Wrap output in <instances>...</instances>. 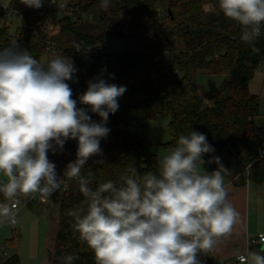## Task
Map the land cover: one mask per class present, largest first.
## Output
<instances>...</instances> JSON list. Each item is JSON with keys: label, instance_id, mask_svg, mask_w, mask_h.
Returning a JSON list of instances; mask_svg holds the SVG:
<instances>
[{"label": "clouds", "instance_id": "clouds-1", "mask_svg": "<svg viewBox=\"0 0 264 264\" xmlns=\"http://www.w3.org/2000/svg\"><path fill=\"white\" fill-rule=\"evenodd\" d=\"M110 2L101 0L100 7L107 10ZM20 3L40 9L45 0ZM218 9L240 26V40L258 54L255 42L264 29V0H218ZM74 49L81 51V43ZM77 71L67 56L41 62L16 43L0 48V223L16 224L21 197L45 201L66 180L75 181L84 200L65 214L94 254L95 264H200L198 253L212 251L219 238L231 233L239 215L228 200L227 169L220 158L203 159L214 148L205 134L191 130L158 160L157 171L141 175L130 166L119 182L90 187L93 173L82 175V169L90 158L103 156L100 141L110 132L109 115L118 110L126 86L108 83L102 70L73 99L67 81L77 82ZM69 140L78 146L75 160L62 173L65 180L48 153L62 152ZM207 163L217 168L209 173ZM77 259L71 254L63 258L64 264ZM239 259L242 264H264L260 252Z\"/></svg>", "mask_w": 264, "mask_h": 264}, {"label": "trees", "instance_id": "trees-1", "mask_svg": "<svg viewBox=\"0 0 264 264\" xmlns=\"http://www.w3.org/2000/svg\"><path fill=\"white\" fill-rule=\"evenodd\" d=\"M100 2L74 0L67 6L72 14H92L95 22L108 29L97 34L82 31L78 20L69 13L61 16L59 8H51L47 0L40 9L12 0L9 9L24 22L12 33L7 11L0 5V48L16 43L40 61L49 46L40 40L37 27L46 23L75 39V44L55 51L71 58L78 69L77 82L67 81L73 99H78L86 91L87 82L99 77L102 70L108 83L126 86V92L118 98V110L109 115L106 126L110 132L100 141L103 156L90 158L82 169V175L93 173L90 187L107 180L119 182L130 166L141 175L157 171L159 158L151 152L149 122L159 114L172 117L167 147L172 149L180 135L195 130L205 134L214 148L203 159L225 153L229 168L236 164L243 178L264 181L263 162L247 172V165L264 148V124L259 121L263 103L249 90L256 69L264 63V29L255 42L260 51L253 54L251 46L240 40V26L219 11L218 0H111L107 10L100 7ZM113 37L126 49H115ZM77 43H81V51L74 49ZM197 72L223 74L225 80L219 91L203 97L193 79ZM78 107L87 106L78 103ZM89 115L99 122L98 115ZM77 146L75 140L65 143L66 165L75 160ZM48 157L51 161L53 153ZM100 159L105 163H96ZM61 179L66 180L63 176ZM65 183L51 261L64 264L63 258L71 254L78 257L73 264H95L94 254L79 240L71 227L72 219L65 214L82 206L84 197L75 181ZM20 201L28 199L21 197ZM197 259L200 264L216 263L212 254ZM2 264H21V259L15 254Z\"/></svg>", "mask_w": 264, "mask_h": 264}, {"label": "rangeland", "instance_id": "rangeland-1", "mask_svg": "<svg viewBox=\"0 0 264 264\" xmlns=\"http://www.w3.org/2000/svg\"><path fill=\"white\" fill-rule=\"evenodd\" d=\"M12 0H0V5L7 11L6 21L10 26L11 32L15 33L18 28L24 26L22 17L15 11L10 10ZM74 0H55L56 8H59L61 16L69 13L68 4ZM63 5V6H62ZM210 10V7H207ZM72 15L73 20H78L80 29L84 32L97 34L108 30L104 25L95 22L92 14L86 12H76ZM37 32L40 40L46 46H49L47 51H44L40 57L41 62H47L58 54L55 52L60 48L75 44V39L67 33L61 32L58 26L50 23L43 24L37 27ZM113 45L117 50H125L126 45L114 38ZM132 43V42H127ZM169 61L165 60V65ZM194 81L199 86L201 95L207 97L211 93L219 91L225 76L210 74L207 72H197L193 75ZM206 104L209 102L206 101ZM172 117L168 114H159L149 122V140L151 143V152L159 159L168 154L171 148L165 143L170 140L169 123ZM259 121L264 124V111ZM67 154L64 151L53 154L52 162L56 164V171L61 175L66 167ZM62 184L61 188L48 198L46 203H42L39 198L30 199V201H21V209L17 215V224L0 223V264L10 259L13 255L18 254L21 259V264H53L50 253L55 249V240L57 235L58 225L60 224V200L64 193ZM255 186V185H253ZM29 200V199H28ZM46 201V200H45ZM43 201V202H45ZM262 201L259 202L256 209V217L260 222L264 218ZM255 208L251 207L252 216L255 215ZM262 225V224H260ZM254 237V236H253ZM236 249H242L239 244ZM264 249V245L256 247L252 252ZM264 254V252H261ZM197 258H199L197 256ZM214 264H239L234 258L218 257Z\"/></svg>", "mask_w": 264, "mask_h": 264}, {"label": "crops", "instance_id": "crops-1", "mask_svg": "<svg viewBox=\"0 0 264 264\" xmlns=\"http://www.w3.org/2000/svg\"><path fill=\"white\" fill-rule=\"evenodd\" d=\"M249 90L252 94L260 97L263 103L262 109L264 111V63H261L256 69L254 77L250 82ZM214 156L219 157L220 162L227 169L224 176L225 187L229 193L228 200L239 215L237 222L234 224L228 236L219 238L212 251L208 253H198L197 256L201 258L212 254L216 261L218 257L220 259L222 257L234 258L237 263L242 264V262H239L237 259L239 255L249 251L252 252L256 247L264 245V242L260 241H258L256 245H250L251 240L258 239L260 234H264V218L260 222L258 219H254V221L251 219L252 217H256V209L260 201H262V210L264 213V181H260L259 178H243V173H240L239 166L236 164H233L232 167L229 168V158L225 153H217ZM216 168V163H207L204 165L205 171L209 173ZM241 180L242 183L240 182ZM47 200L42 203H46ZM29 201L30 199L28 202ZM251 207L255 208L254 216L251 214ZM239 244L242 246V249H236Z\"/></svg>", "mask_w": 264, "mask_h": 264}, {"label": "built area", "instance_id": "built-area-1", "mask_svg": "<svg viewBox=\"0 0 264 264\" xmlns=\"http://www.w3.org/2000/svg\"><path fill=\"white\" fill-rule=\"evenodd\" d=\"M62 6H63V5H62ZM50 7H51V8H56V6H55V2H54V4H50ZM258 162H263V163H264V148H263V149L258 153V155H256V156L250 161V163L247 165V172H248V170H249L250 167H252L253 165H255V164L258 163ZM65 184H66V183H65ZM39 200H40V199H39ZM40 201H41V200H40ZM41 202H43V201H41ZM21 207H22V205H21V201H20V204H19V206H18L17 215H18V213H19ZM16 219H17V217H16ZM16 224H17V222H16ZM16 224H14V225H16ZM11 225H13V224H11ZM258 241H260V242H264V234H260L258 239H253V240H251V241H250V245H256V244L258 243ZM249 252H250V251H249ZM249 252H247V253H245V254H241V255H239L238 258H237L238 261H239V262H242V261L239 259V257H241V256H246Z\"/></svg>", "mask_w": 264, "mask_h": 264}]
</instances>
